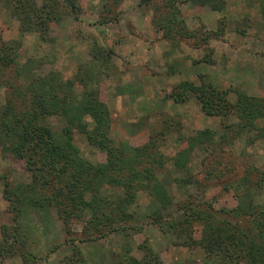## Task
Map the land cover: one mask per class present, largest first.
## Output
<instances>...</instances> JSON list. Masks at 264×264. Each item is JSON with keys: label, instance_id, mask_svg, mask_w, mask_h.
I'll use <instances>...</instances> for the list:
<instances>
[{"label": "rangeland", "instance_id": "rangeland-1", "mask_svg": "<svg viewBox=\"0 0 264 264\" xmlns=\"http://www.w3.org/2000/svg\"><path fill=\"white\" fill-rule=\"evenodd\" d=\"M57 1V17L44 39L43 32L21 30L14 12L18 2L0 0V38L19 40V62L38 61L43 72L57 70L69 78L95 68L100 96L111 110L113 138L134 146L155 140L165 164L153 172L170 187L173 203L163 209L158 221L144 217L139 221L142 227L128 233L108 227L103 228L105 232L93 229L97 239L86 238L84 223L77 219L72 232L66 233L54 207L24 213L18 229L4 198L2 177L19 183L27 180L29 172L20 156L0 147V243L5 229L13 243L8 244V252H0V264H117L120 255L143 257L147 247L165 264H223L199 246L183 245L184 237H176L169 226L173 218L184 217L187 194L198 192L196 183L182 186L180 179L186 173L175 166V157L199 130L210 128L219 138L223 120L206 115L196 96L177 102L170 93L183 80L197 84L209 80L227 89L232 102L238 90L264 97V0H223L221 10L193 0H174L179 16L195 33L191 37L168 35L162 29L160 20L170 0H76L75 13L68 1ZM36 3L41 5L43 0ZM11 73L14 69L5 77ZM226 121L236 124L238 118L233 115ZM53 122L57 129L62 126L56 117ZM257 125L235 131L229 147L226 142L215 144L213 154L202 145L191 151L189 168L209 189L207 199H215L217 208L225 202L236 204L233 192L224 190L227 179H237L248 165L264 167V118ZM76 140L86 158L106 160V153L90 145L83 134L77 133ZM136 193L133 208L152 215L159 204L153 192L137 187ZM260 199H264V189Z\"/></svg>", "mask_w": 264, "mask_h": 264}, {"label": "trees", "instance_id": "trees-1", "mask_svg": "<svg viewBox=\"0 0 264 264\" xmlns=\"http://www.w3.org/2000/svg\"><path fill=\"white\" fill-rule=\"evenodd\" d=\"M14 1L18 2L14 12L21 21V30L43 32L44 39L49 36L50 22L57 17L54 7L58 1L43 0L41 5L36 0ZM66 1L75 13L76 0ZM193 1L213 9L225 8L223 0ZM165 6L166 13L160 20L165 33L195 36L179 16L174 0ZM19 42L0 38V96H4V100H0V147L20 156L29 172L27 180L19 183H13L6 175L2 177L4 198L16 227L21 228L24 213L47 212L50 207L56 209L66 233L72 232V223L77 219L84 223L86 238L91 239L98 238L93 235V229L105 232L103 228L108 227L110 231L128 233V230L140 229L139 221L144 217H153L155 222L162 218L163 209L173 203V197L170 187L153 172L165 164L164 154L155 140L136 146L126 141L117 142L111 134V110L100 96V77L95 68L69 78L57 70L43 72L38 61L28 58L23 64L19 62ZM11 69L14 73L5 77ZM237 93L236 102H232L227 89L209 80L200 84L183 80L171 91L170 96L177 102L196 96L206 115L223 120V133L215 138L214 130H199L190 137L188 147L175 157V166L186 173L185 178L180 179L182 186L196 183L198 192L187 194L182 205L184 217L173 218L169 226L176 237H184L183 245L199 246L213 261L264 264V199H260L264 167L248 165L237 179L225 180L224 190L233 192L236 204L225 202L217 208L215 199H207L209 189L201 184L188 164L195 146L202 145L209 149L208 154H213L211 147L232 142L235 131L258 127V121L264 118V97L240 90ZM233 115L238 118L236 124L226 121ZM55 117L62 122L59 129L54 126ZM77 133L105 152L106 160L93 162L86 158L77 143ZM218 174L222 178L223 175ZM137 187L152 191L158 201L152 215H143L133 208ZM3 233L1 253L8 252V244L13 246L8 239L9 230ZM117 264L165 262L147 247L143 257L120 255Z\"/></svg>", "mask_w": 264, "mask_h": 264}]
</instances>
